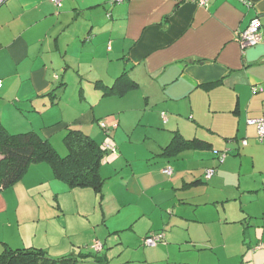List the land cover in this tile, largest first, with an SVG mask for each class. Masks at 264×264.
<instances>
[{"label": "crops", "instance_id": "1", "mask_svg": "<svg viewBox=\"0 0 264 264\" xmlns=\"http://www.w3.org/2000/svg\"><path fill=\"white\" fill-rule=\"evenodd\" d=\"M253 17L260 20L263 40L241 48L238 33ZM123 71L136 88L104 94ZM0 80L4 128L12 134L34 131L53 147L55 137H61L67 152L60 154L54 147L60 156L68 153L64 141L68 129L89 135L74 124L92 125L101 119L109 134L129 117L128 110L142 109L141 103L147 109L150 102L160 109L188 113L203 131L191 136L173 129L168 143L176 131L185 139L204 141L205 146L183 148L170 156L162 154L168 143L162 146L156 161L163 167L161 180L154 177L152 183L143 182L142 175L151 176L159 167L143 163L146 169L137 172L132 163L137 156L124 154L118 161L104 160L110 150L89 135L104 149L99 170L103 182L95 191L104 197L107 177L122 183L121 206L129 210L128 218L124 215L126 226L114 222L101 238L124 229L140 239L163 233L164 245L140 242L138 258L144 255L143 262L147 261L143 264H264V142L256 139L255 126L246 122L264 119V0H206L203 5L198 0H62L61 7L51 0H4ZM130 99L140 104L132 108ZM65 107L81 112L64 120ZM64 127L66 132L61 131ZM207 131L224 140H214ZM223 145L228 155L220 161L210 150ZM121 160L131 172H122ZM209 167L216 171L203 184L202 174ZM162 180L166 183L160 184ZM65 186L49 164L39 162L0 191V252L38 247L52 257L75 256V264H86L88 258L108 264V252L105 260L98 255L90 258L91 253L75 249L80 246L75 241L61 248L64 253L53 254V246L43 242L44 234L37 235L42 221L63 215L58 197ZM31 189L32 209L23 213L21 195ZM46 194L53 196L56 206L50 205ZM185 223L190 235H206L209 240L202 241L203 246L192 236L185 243L174 240L183 235ZM228 232L238 235L235 246L223 236ZM212 235L222 236L214 242ZM34 239L42 244H34ZM258 242L263 247L254 250ZM152 250H156L153 260L148 257ZM131 262L142 263L133 257Z\"/></svg>", "mask_w": 264, "mask_h": 264}, {"label": "rangeland", "instance_id": "2", "mask_svg": "<svg viewBox=\"0 0 264 264\" xmlns=\"http://www.w3.org/2000/svg\"><path fill=\"white\" fill-rule=\"evenodd\" d=\"M70 89H72V85H70ZM73 95L74 93L69 98H72ZM129 102L133 105L132 108H134L137 104H140V100L137 103H134V101L130 99ZM151 104V102L148 103L147 109H145L146 105L144 103H141L140 107L142 109L128 110L127 112L129 117L123 120V123L120 124V128L111 129L109 134H107L104 131L103 127L100 126L99 122L101 119L99 121H95L92 125H74L78 126L76 128L87 131V134L91 135L95 140L101 143L102 146L110 150L109 153L104 156V160L117 159L118 161V157H123L122 154H124V156H137L138 159L132 162L135 164V169L137 172H144L146 167L143 163L151 165L152 167H159L160 169H157L158 172L152 171L151 176L142 175L143 182L150 181V183H152L154 182V177L155 180H161L159 174H162L161 170L163 167L159 161L156 162L160 159V156H158L157 154L161 153V147L168 143L172 134V130L179 129L180 132H183L185 135L194 136L195 132H202L203 127L197 126L195 121L189 118V116L187 115L188 113L173 110L172 107H168L169 109H160L155 107V105L151 106ZM103 105H105L103 107H105L106 109L107 104L104 103ZM80 112V110L73 111L66 108V110L63 111V118L64 120L71 121ZM149 118L151 119V122L149 121ZM140 119H142V121L139 123ZM74 125L72 124L73 127H75ZM61 131L66 132L65 127L62 128ZM107 132H109V130ZM206 133H209L214 140L220 142L224 140L216 132L207 131ZM53 142L54 147L60 154H66L67 150L63 141L61 140V137H55ZM213 150L224 152L227 151V148L223 145V147H221L220 149H217L216 146L210 151L213 152ZM121 161L122 172H131L130 169L127 168L128 166L126 165V162L124 160ZM105 172V169H103L102 173L106 175ZM124 173H122V175H124ZM196 173L198 175H201L202 171L197 170ZM209 179L205 178L204 173L202 174V180L204 181L203 184H208V182L206 181H208ZM37 180H35V182ZM63 183L66 185V188L61 194H59L58 197L61 208L64 209L63 215L60 216L58 220L54 219L52 222L46 223L45 221H42L38 226L39 233H37V235L44 234L42 236L43 242L45 245L53 246L51 247L53 254L64 253L65 251H62L61 248L67 243L69 244L72 241H75L80 244V246L76 247L75 249H82L85 252L87 251L88 253H91L92 257L90 258H94V255L97 257L98 255L100 258L102 257L101 259L105 260L103 256L104 252H108L110 254H108V264H136L137 262H131L132 257L138 262H142L140 264L147 263V261L143 262V258L145 259L144 255H141V257L138 258L139 253L137 251L140 248V242L142 241L143 243V239L145 237L144 235L143 239H140L133 232L124 229L122 231L115 232V235H112L113 233L111 235H107L105 239L101 238L102 235L107 234L108 231L114 228L111 225L112 223L117 222L118 225L123 226L127 222L126 219H124V215L126 218H128L127 214L129 210H127L126 207L121 206V204L125 203L123 202L122 198L119 197L122 196L120 192L122 183L117 181L111 182L110 178L107 177L106 183L103 188L104 197L102 199L101 193L93 189H78L71 191V189L68 188V185L65 182ZM165 183L166 182L163 180L160 182V184ZM133 185L134 183L132 180L130 181L129 186L133 188ZM33 192L34 190L31 189L29 190V192H25L23 195H21V212L24 213L25 211H29L32 209L31 195ZM46 196L48 197V202L50 203V205L56 206L57 202L55 201L53 196H49L47 194ZM132 208L133 207H130V209ZM119 209L120 211H118ZM29 215V213L26 214V217H28ZM121 218H123L122 222L120 221ZM103 219L105 220L103 221ZM190 225L194 224L190 223ZM182 226L185 228L184 231H180V233L183 235H176L174 237V240L177 239L184 242V239L187 236H192L191 238L198 241L199 246L204 245V242L202 241L209 240V237H207L206 235H190V230L186 228V223ZM95 231H97V234L99 235H94L93 232ZM220 236L222 235H212V241L215 242L220 238ZM223 236L228 241L233 242L234 246L236 245L238 235H233V233L228 232V235ZM95 241H99L102 244V250L99 252L96 251L92 246ZM119 242L122 244L124 243V248H121ZM209 242L211 243V240ZM34 244L41 245L42 243L34 239ZM164 244L165 239L163 237L162 241L156 245L159 246ZM155 251L156 250H152L150 252V254L148 255L149 259L153 260ZM88 260L90 262L86 264H95L94 262H92V259L88 258ZM202 261L203 259L201 258L200 263H202Z\"/></svg>", "mask_w": 264, "mask_h": 264}, {"label": "trees", "instance_id": "3", "mask_svg": "<svg viewBox=\"0 0 264 264\" xmlns=\"http://www.w3.org/2000/svg\"><path fill=\"white\" fill-rule=\"evenodd\" d=\"M136 86V82L123 71L111 86L105 88L104 94H122ZM104 131L107 132V129ZM64 141L68 153L66 156H60L48 139L42 138L38 133L28 131L12 134L0 122V191L20 180L30 164L39 162L49 164L54 176L70 188L91 187L99 190L103 182L99 170L104 149L93 138L78 129H68ZM204 146V141L197 138L185 139L175 131L162 154L170 156L183 148ZM75 262V256L68 254L52 257L38 247L0 252V264H75Z\"/></svg>", "mask_w": 264, "mask_h": 264}, {"label": "built area", "instance_id": "4", "mask_svg": "<svg viewBox=\"0 0 264 264\" xmlns=\"http://www.w3.org/2000/svg\"><path fill=\"white\" fill-rule=\"evenodd\" d=\"M4 0H0V3ZM57 7H61L62 0H51ZM206 0H198V3L200 5L205 4ZM261 23L258 17H253L250 19L247 27L238 33V42L241 46V48H244L246 46H252L260 41L263 40V33L261 32ZM0 87H1V80H0ZM247 124L254 125L256 128V138L259 142H264V119L262 117H256V118H248ZM100 126L104 129H107V125L105 121H100ZM108 130V129H107ZM243 145L247 143L245 139L241 141ZM213 153L218 156L219 160L221 161L225 155L226 151L221 152L218 150H213ZM165 171L170 174L171 168L167 167ZM216 169L215 167H209L206 168L204 171V176L206 179H209L214 173ZM163 239V233L161 232H152L147 234V236L144 238L143 243L147 246H154L161 242ZM93 248L96 251H100L102 249V244L99 241H95V243L92 245ZM263 247V243L258 242L255 246H253V249H260Z\"/></svg>", "mask_w": 264, "mask_h": 264}]
</instances>
